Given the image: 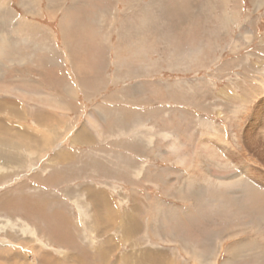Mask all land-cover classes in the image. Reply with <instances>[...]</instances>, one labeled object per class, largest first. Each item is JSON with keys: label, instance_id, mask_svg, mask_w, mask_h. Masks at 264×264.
Returning <instances> with one entry per match:
<instances>
[{"label": "rangeland", "instance_id": "rangeland-1", "mask_svg": "<svg viewBox=\"0 0 264 264\" xmlns=\"http://www.w3.org/2000/svg\"><path fill=\"white\" fill-rule=\"evenodd\" d=\"M259 109L264 0H0V264H199L193 250L218 243V264H264L255 249L230 257L260 239L253 212L227 200L239 188L223 190L225 209L211 205L216 178L231 180L238 164L264 177ZM79 133L95 138L94 161ZM69 145L82 152L76 172L49 186L98 188L115 222L99 196L100 220L83 200L58 205L66 218L40 209L60 196L32 180L45 183L48 159ZM103 216L113 230L99 231Z\"/></svg>", "mask_w": 264, "mask_h": 264}, {"label": "bare ground", "instance_id": "bare-ground-1", "mask_svg": "<svg viewBox=\"0 0 264 264\" xmlns=\"http://www.w3.org/2000/svg\"><path fill=\"white\" fill-rule=\"evenodd\" d=\"M261 108V107H260ZM256 120V125L258 127V124L261 123V128H259V134H261L263 140H264V116H261V113H260V109L259 110H255L252 114V120L251 121H255ZM250 125V124H248ZM253 125V124H251ZM256 127V126H255ZM256 127V129H257ZM248 134V133H247ZM1 137V136H0ZM248 137L250 142V146L254 147L256 145L255 143V140L257 139L256 137H254V135L252 136L251 133L248 134ZM5 139V138H4ZM254 141V142H253ZM210 142L208 143H205V142H202L199 146L200 148V152L203 154H208L209 157L211 158V155L209 154L208 152V148L210 147ZM261 144V143H260ZM262 147V148H261ZM260 148L264 150V146H261ZM198 148V149H199ZM208 152V153H207ZM264 152V151H263ZM222 153H227V151L225 150H221V153H216L217 156H220L221 157V154ZM230 155V154H229ZM227 156V155H226ZM260 156V155H259ZM232 157V156H231ZM226 158V157H224ZM233 158V157H232ZM217 159V158H216ZM229 158H226L225 159V163H227L226 165H229V161H228ZM234 159V158H233ZM206 160V159H205ZM224 160V159H223ZM66 161V160H65ZM216 161V160H215ZM198 164V163H197ZM202 163L199 162V165L201 166ZM217 164V163H216ZM225 164H217V167L218 168H224V166H226ZM238 171H239V174L235 175V176H232L231 177V180H228V181H223L221 183H219L220 181H222L223 179H221V177H217L215 181L218 182L217 186L215 187L214 185V189L213 190H218L217 187L220 188L219 192H220V195L215 199L213 197V200L211 202V205H213L214 207L216 206L217 208L220 207H223V205L221 204L220 200H222L221 198H224L226 196V193L223 191L224 189H228L231 187H238L239 188V194L238 195H244V196H235V197H227V200H232L235 202V204L237 205L236 207L239 209V210H242L244 211L246 214H245V217L248 216L250 213L249 211H252L253 213L251 214L252 215V218L250 220V224L254 225V229H255V232H258V236L259 237L258 239L259 240H255L253 242L255 243H246V244H237L235 246H233L231 248V250L229 251L230 252V257L231 258H235L237 257V255H241V253H245V252H251V250L255 249V250H258V253L260 255H264V249H263V245H261L262 243H264V177H262L261 175L255 173V172H251V170H249L248 168H245L244 164L241 163L240 165L238 164ZM234 168H237L235 167V164H234ZM205 171V169H203ZM237 170V169H236ZM219 171V170H218ZM228 172V171H227ZM226 172V173H227ZM229 172H232V171H229ZM244 173V175H241V173ZM229 174V173H228ZM227 176V175H226ZM225 178V177H224ZM230 178V177H229ZM246 179V185L247 187L250 186L249 188H251V190L247 189L245 187V184H244V179ZM235 180V181H234ZM206 181V180H205ZM212 184V183H211ZM228 187V188H227ZM245 187V188H244ZM207 188V187H206ZM214 194V192H213ZM233 194V193H232ZM219 197H220V200H219ZM236 201H235V200ZM226 200V201H227ZM225 201V202H226ZM201 202V201H200ZM223 202V201H222ZM232 204L231 206L235 205L233 203H230ZM229 204V206H230ZM228 206V204H226V207ZM29 209L32 207L30 206H27ZM26 208V207H25ZM27 208V209H28ZM35 210H37V208L34 206L33 207ZM32 209V208H31ZM222 209H225V207H223ZM34 211V210H33ZM237 211V210H236ZM235 211V212H236ZM247 211V212H246ZM37 212V211H36ZM249 213V214H248ZM233 214V213H232ZM239 214V213H237ZM243 215V214H242ZM240 215V216H242ZM255 215V217H254ZM244 217V218H245ZM55 220V219H54ZM65 223V222H64ZM63 225V221L60 223V225ZM68 225V223H67ZM66 227V226H65ZM63 228V227H62ZM65 229V228H63ZM62 230V229H61ZM60 230V227L57 228V230L55 232H52V234L54 235L52 237V242H55L57 241V243H59L60 245L64 243L65 239H67V237L64 236V234L61 232ZM255 237V238H257ZM55 240V241H54ZM72 241V240H71ZM262 241V242H261ZM259 244V245H258ZM220 245L221 244H216L214 245L213 249L209 250L208 252L204 251H195L193 250V252L191 253V257L192 258H195L199 261V264H218V258H219V254H220ZM239 245V246H238ZM198 249V248H197ZM254 250V251H255ZM253 251V252H254ZM256 253V252H255ZM229 254V253H228ZM259 255V256H260ZM258 256V255H257ZM232 260V259H231ZM223 264H228L227 262L223 263Z\"/></svg>", "mask_w": 264, "mask_h": 264}, {"label": "crops", "instance_id": "crops-1", "mask_svg": "<svg viewBox=\"0 0 264 264\" xmlns=\"http://www.w3.org/2000/svg\"><path fill=\"white\" fill-rule=\"evenodd\" d=\"M58 102H59V104L61 105V106H64V105H67V106H69L68 108L66 107V111H70V109L69 108H71V101H65L64 99H62V97L61 96H57V101H56V103L58 104ZM115 101H113V102H108V103H101V105H103V106H105V107H107V108H104L108 113H111V110H113L112 108L113 107H115V106H113V103H114ZM111 103V104H110ZM106 104V105H105ZM111 107V108H109V107ZM74 108H76V110H77V112H79L80 114H81V111H82V106H80V108H79V106H77V105H75L74 106ZM54 109V108H53ZM103 111V110H102ZM103 113H104V111H103ZM97 117L99 118V120L100 119H102L103 117L105 118V119H107V118H109V116L107 115V114H98L97 115ZM82 133H83V131H82ZM82 133H79L78 135H80V139H82V140H84V142H86L87 144V146H89V149L87 150L88 151V153L90 154V157H91V159L94 161L96 158L94 157V156H99V153L98 152H96V149H93V148H97L95 145H94V140H95V138L94 137H86V138H83L82 137ZM89 140V141H88ZM79 144H81L82 146H85V143H77V144H75V146L76 145H79ZM74 145H69V147H67V148H65V149H63L62 151H58V153L55 155V158H50V159H48V161H49V166L47 167V169L45 170L46 172L45 173H47V172H49V175L47 176V178H45L46 179V182L45 183H43V182H39V181H34V180H32V183L34 184V187L35 188H39L43 193L44 192H58L57 194H58V196H60V198H59V202H57V207L55 208V210H54V207H53V204L52 205H49V204H47V205H45V204H43V202H40V201H37L39 204H40V206L41 207H43V208H40L41 210H43L44 211V215H50V214H53L54 216H56V215H61V214H63L64 215V218H66V216H67V214H69L70 212L68 211V209H67V211L66 210H62V209H60L59 207H58V205L59 204H61V203H64L65 205H67L68 207H70L71 209H72V207L74 208V211H76V207H78V208H84L85 209V207H83L82 206V200L84 201V205L85 206H88V208H90V209H93V213H96V216L99 218V220H100V216L99 215H102L101 214V212L99 211V209H98V211H97V208L95 207V205H94V203H93V201H92V197H96V199H97V196H99V200H98V202H103V201H106V203H107V206L109 207V209H107L106 210V212L107 213H109V214H111V216L110 217H112V221H116L115 220V207H114V204H113V201H112V199L111 198H109V196H107L104 192L102 193V191L100 192V190H98V188L96 189L95 187H92V186H90V187H87V186H84V187H78V188H76L75 190H73V188H72V190H69V189H67V190H69V191H71V192H62V194L60 193V191H58L57 189L56 190H54L55 188L54 187H52L51 185L54 183V182H57V181H59L60 179H62L63 177H66L67 178V176H69V175H71L72 174V172H76L75 170L77 169L76 168V164H77V161H78V159L80 160V156H81V150L80 149H78V151L79 152H77V147H75ZM103 150H106V151H108L109 150V152H112V151H114L112 148H109L108 150H107V148L105 147V149H103ZM102 151V150H101ZM102 153H105V152H102ZM72 156H71V155ZM76 156H79V157H76ZM78 158V159H77ZM66 160V161H65ZM53 161H55V162H53ZM83 162H85V161H83ZM78 164H79V162H78ZM118 165H119V169H121V163H118ZM81 166H83V165H81ZM97 166H98V164H97ZM76 168V169H75ZM54 169H60V171H61V173H57V171H55L54 172ZM105 169V168H104ZM65 172V173H64ZM94 173V172H93ZM79 174V173H78ZM52 183V184H51ZM49 184H51L50 186H49ZM72 184H69V185H66L65 187H68V186H71ZM59 190H61L62 188H58ZM66 191V190H65ZM77 193H78V195L80 196V198H78L77 197ZM84 194V195H83ZM82 196V197H81ZM85 197H87V198H85ZM62 198L64 199V201H62ZM77 201V202H80V204L79 203H76V202H74V201ZM36 202V201H35ZM79 205V206H78ZM67 206H65V208H67ZM36 207V206H35ZM37 208V207H36ZM52 208V209H51ZM31 209V208H30ZM44 209H46V211L44 210ZM35 210V209H34ZM51 210V211H50ZM27 211H29L30 213L29 214H31V211L30 210H27ZM72 211V210H71ZM48 212H50V213H48ZM33 213L34 214H37L38 215V213L35 211H33ZM65 214H66V216H65ZM117 215V214H116ZM107 218L108 217H104L103 216V220L105 221V219H106V222H107V224L104 226V227H102L101 226V224H100V227H99V231H104L105 229L106 230H113V227L111 226V224H110V226L108 225V222H112V221H107ZM98 221V220H97ZM97 221H95V223H97ZM47 222V221H46ZM49 222V221H48ZM47 222V223H48ZM81 222V221H80ZM50 226H51V224L50 223H48ZM61 226H62V224H61ZM37 230H42V229H40V228H36ZM51 229H53V230H55V228H53V226H51ZM97 229V228H96ZM46 230V229H45ZM53 230H51V231H49L50 233L53 231ZM50 236H51V234H50ZM54 244H57V242L55 241L54 242ZM59 245V244H58ZM43 255V254H42ZM45 256V255H44ZM43 257V256H42ZM43 258H45V259H49V258H47L46 256L45 257H43Z\"/></svg>", "mask_w": 264, "mask_h": 264}]
</instances>
